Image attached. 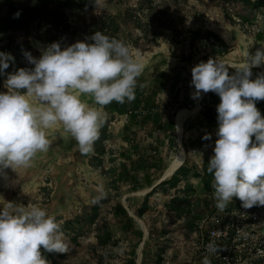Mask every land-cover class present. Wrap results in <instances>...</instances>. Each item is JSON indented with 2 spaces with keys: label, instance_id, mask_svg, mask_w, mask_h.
Here are the masks:
<instances>
[{
  "label": "rangeland",
  "instance_id": "obj_1",
  "mask_svg": "<svg viewBox=\"0 0 264 264\" xmlns=\"http://www.w3.org/2000/svg\"><path fill=\"white\" fill-rule=\"evenodd\" d=\"M11 6L27 21L22 27L0 31V51L14 56L5 48L6 43L29 38L30 52L39 58L52 42H60L63 48L100 30L130 45L133 54L139 53L143 87L146 92L157 89L158 95L149 121L142 119V110L120 114L102 107L108 137L99 160L94 159V150L80 153L62 124L53 125L47 130L50 147L38 152L31 166L3 170L0 204L35 203L56 217L69 249L59 253L41 248L49 264H123L130 259L138 264L140 247L139 264H194L200 221L207 213L211 202L208 194L213 189V178L204 176V163L214 155L218 128L217 119L208 122L203 114L204 104L212 102L211 91L202 98L200 110L184 122L183 165L188 175L174 173L159 184L179 149L175 115L178 109L197 103L192 95L196 91L191 84L193 66L209 58L241 63L264 42V6L256 8L232 0H92L87 4L54 0L45 16L35 18L34 13L41 9L39 0H0V15ZM58 12H64L71 23L69 32L55 28ZM103 25L105 30L100 29ZM207 30L222 39L220 30L228 31L238 45L224 39L229 50L223 52V44L215 36L207 37ZM24 66L34 67L24 56L22 63L9 64L5 75H0V91L7 90V73ZM235 71L229 67V74ZM159 78L166 82L164 88L155 83ZM81 98L100 107L87 94ZM263 102L256 101L261 115ZM206 134L209 139H204ZM140 157L151 164L141 160L136 174L132 160ZM98 161L100 165L93 164ZM123 164L131 174H123ZM174 178L175 183H171ZM148 187L151 190L147 193L133 194ZM118 202H126L144 220L147 236L134 217L130 216V223L115 211Z\"/></svg>",
  "mask_w": 264,
  "mask_h": 264
},
{
  "label": "clouds",
  "instance_id": "obj_2",
  "mask_svg": "<svg viewBox=\"0 0 264 264\" xmlns=\"http://www.w3.org/2000/svg\"><path fill=\"white\" fill-rule=\"evenodd\" d=\"M23 55L34 67L7 73V90L0 91V175L9 167L31 166L35 155L50 147L47 130L58 123L80 153L92 152L106 120L102 107L134 100L143 71L138 52L100 30L63 48L52 42L39 58L27 50ZM14 59L0 51V75ZM261 64L264 48L248 52L239 64L209 58L191 69L193 98L201 90L220 97L217 139L207 171L213 175L215 206L221 211L233 197L245 209L264 206V116L256 107L264 99V73L251 78V69ZM229 67L236 71L229 74ZM85 94L100 107L88 105L81 98ZM41 248L59 253L69 249L56 217L35 203L0 204V264H49ZM206 249L214 254L218 246L210 241ZM202 264H212L210 257L204 256Z\"/></svg>",
  "mask_w": 264,
  "mask_h": 264
},
{
  "label": "trees",
  "instance_id": "obj_3",
  "mask_svg": "<svg viewBox=\"0 0 264 264\" xmlns=\"http://www.w3.org/2000/svg\"><path fill=\"white\" fill-rule=\"evenodd\" d=\"M40 4H41V9L40 11L35 12L34 17L35 18H40L42 16H45L47 14L48 11V7L49 5L54 1V0H39ZM82 4H87L88 2L92 1V0H81ZM230 1V0H228ZM234 1H240L243 4H246L248 6L251 7H262L264 6V0H232ZM68 2V1H67ZM239 6V5H238ZM18 9H16L15 7L11 6L9 7V9L4 13L0 15V31H5L8 29H14L16 27H22L24 26V24L27 21V18L25 16H19L15 17L14 13H17ZM236 13V12H235ZM237 14V13H236ZM230 16V15H229ZM235 16V15H234ZM233 16L231 15V17H229V19L231 20ZM243 17V16H242ZM62 27V31L63 32H69L71 30V23L67 20V18L65 17V13L64 12H58L57 14V20L55 22V28H60ZM105 26H101V30H105ZM200 33V31H198ZM207 37L210 36H215L218 38V40L223 44L224 49L223 52L228 51L229 47L227 46V44L225 43L224 39H222L217 33L211 31V30H207ZM32 46V39H25L23 41H17L15 43V41H11L10 43L7 42L5 48L11 49L14 52V64L17 63H22L23 60V50H27L30 51V48ZM25 67V66H24ZM252 79H255L256 76L260 73H264L262 71V69H256V68H252ZM165 74V73H164ZM145 76L144 75H140L137 78V87L135 89V99L132 101H125L124 103H118L113 101L112 103L103 106L107 111H115L117 113H127V112H131V113H137V112H141V110L143 111L142 114L143 115V120H150L151 116L153 117L154 115V111L156 110L157 107V95H158V91L157 89H154L152 87V89L148 92H146V90L144 89V79ZM156 84L160 85L161 88L165 87V83L161 81V79H155L154 80ZM212 97V102L211 103H205L204 104V108H203V114L206 118V120L208 122H215L218 116L217 113V109L214 107L215 105L217 106L220 102V97L217 93L211 91L209 93ZM264 114V110L262 115ZM108 137V126L106 123H104L103 127L100 130V136L97 139V141L94 144V151H95V155H94V159L95 160H99L101 159V156L105 153V144L104 141L105 139ZM141 160L146 161L148 164H151L147 159H144L142 157H140L139 159L132 160L133 163V168L134 171L136 172V174L138 173L139 169L141 168ZM138 161V163H137ZM137 163V164H136ZM93 164L95 165H100V161L94 162ZM208 168V161H205L204 163V176L207 178H213V175L211 173H209L207 171ZM185 175H188V172L186 170V168L184 167V165H182L175 173L178 174L179 172H182ZM122 172L124 175L126 174H131V171L128 169L127 164H123L122 166ZM133 175V176H136ZM132 176V175H131ZM176 178L173 179V182L171 181V183H175ZM163 183V181H161L159 184ZM134 189L137 188L136 185H133ZM115 211L120 214L122 217L126 218V220L128 222H132V219L130 217V215L128 214L126 208L124 207V205L120 202H118L115 205ZM42 255H44V253H42ZM123 264H135L134 260L130 259L128 262L123 263ZM159 264V262H158Z\"/></svg>",
  "mask_w": 264,
  "mask_h": 264
},
{
  "label": "built area",
  "instance_id": "obj_4",
  "mask_svg": "<svg viewBox=\"0 0 264 264\" xmlns=\"http://www.w3.org/2000/svg\"><path fill=\"white\" fill-rule=\"evenodd\" d=\"M208 195L211 202L200 221L194 264H202L206 255L212 264H264V206L245 209L239 198L233 197L221 211L215 206L214 189ZM210 241L218 246L214 254L206 249Z\"/></svg>",
  "mask_w": 264,
  "mask_h": 264
},
{
  "label": "bare ground",
  "instance_id": "obj_5",
  "mask_svg": "<svg viewBox=\"0 0 264 264\" xmlns=\"http://www.w3.org/2000/svg\"><path fill=\"white\" fill-rule=\"evenodd\" d=\"M220 34L230 44H232L234 46L238 45L237 44L238 42L232 37L230 32L220 30ZM259 48H264V42L259 46ZM224 62L227 64H239V63H235V62L230 61V60H225ZM256 67L262 68V64L260 66H256ZM208 92L205 93L201 90V95L199 97H197V103L193 107H191V108L182 107V108L178 109V111L175 115V126H176V132H177V144H178L179 149L173 155L172 159L168 163V166L166 167V169L163 173L164 178L173 175L183 165V163L186 159V150L184 149V144H183V136H184V132H185V128H184L185 119L187 118V116L189 114L197 113L200 110L201 100ZM150 190H151V187H148V188L142 189L138 192H134L133 194H144V193L149 192ZM124 204L128 207V210L130 211L132 217H134V219L138 222L140 227L143 228L144 235L147 236L148 230H147V226H146L144 220L141 217H139L138 215L134 214L126 202H124ZM137 258H138L137 263L139 264L141 261V247L138 250V257Z\"/></svg>",
  "mask_w": 264,
  "mask_h": 264
},
{
  "label": "water",
  "instance_id": "obj_6",
  "mask_svg": "<svg viewBox=\"0 0 264 264\" xmlns=\"http://www.w3.org/2000/svg\"><path fill=\"white\" fill-rule=\"evenodd\" d=\"M262 70L264 71V64H262ZM163 179H164V175L162 176V178H161L160 180L162 181ZM159 182H160V181H159ZM123 205H124V203H123ZM124 207L127 209L128 214H129L130 216H132L131 213L129 212L128 208L126 207V205H124Z\"/></svg>",
  "mask_w": 264,
  "mask_h": 264
},
{
  "label": "crops",
  "instance_id": "obj_7",
  "mask_svg": "<svg viewBox=\"0 0 264 264\" xmlns=\"http://www.w3.org/2000/svg\"><path fill=\"white\" fill-rule=\"evenodd\" d=\"M263 71V70H262ZM264 72V71H263ZM260 108H264V102L260 105ZM264 115V114H263Z\"/></svg>",
  "mask_w": 264,
  "mask_h": 264
}]
</instances>
